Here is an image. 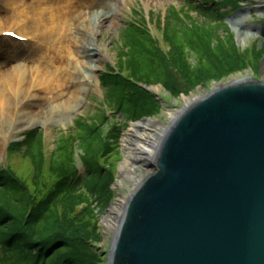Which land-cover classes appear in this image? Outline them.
<instances>
[{
	"label": "trees",
	"instance_id": "obj_1",
	"mask_svg": "<svg viewBox=\"0 0 264 264\" xmlns=\"http://www.w3.org/2000/svg\"><path fill=\"white\" fill-rule=\"evenodd\" d=\"M217 1L188 0L171 8L165 22H157L166 49L144 16L122 30L119 67L109 66L101 77L112 115L102 105L91 117L78 119L73 132L60 134L50 157L36 129L11 145L14 152L24 147L34 170L27 180L15 169L0 168V264H101L92 243L101 237L97 209L107 207L114 194L116 167L107 159L120 154L129 122L153 117L162 107L142 84L161 85L179 98L247 69L249 56L256 64L264 58V44L243 51L226 22L241 0ZM117 115L121 120L114 122ZM45 178L47 189L36 199Z\"/></svg>",
	"mask_w": 264,
	"mask_h": 264
},
{
	"label": "water",
	"instance_id": "obj_2",
	"mask_svg": "<svg viewBox=\"0 0 264 264\" xmlns=\"http://www.w3.org/2000/svg\"><path fill=\"white\" fill-rule=\"evenodd\" d=\"M150 165L106 264H264L263 81L221 82L180 109Z\"/></svg>",
	"mask_w": 264,
	"mask_h": 264
},
{
	"label": "bare ground",
	"instance_id": "obj_3",
	"mask_svg": "<svg viewBox=\"0 0 264 264\" xmlns=\"http://www.w3.org/2000/svg\"><path fill=\"white\" fill-rule=\"evenodd\" d=\"M2 1L7 12L5 18L9 20L6 23L15 26L4 29L6 24L1 22L5 21L0 18V36L5 32H15L27 39L19 42L0 38V53L5 59L0 63V112L4 114L3 121L11 123L15 117L16 122L20 117L22 122L45 121L54 109H63L65 114H69L81 99L88 71L95 70L92 57L86 54L94 49L90 39L98 36V28L92 22L93 14L103 8L102 0ZM8 62H11L10 66ZM179 113L180 110L176 111L171 121ZM167 127L154 121H142L125 132L122 145L125 160L120 167L124 178L119 182L120 187L128 178L136 188L151 173L138 175L140 168L152 163ZM5 131V124L0 123V137ZM1 150L0 143V154ZM127 200L122 196L120 203L111 208L104 219L107 228L116 229L111 221L115 220V224L121 217Z\"/></svg>",
	"mask_w": 264,
	"mask_h": 264
},
{
	"label": "rangeland",
	"instance_id": "obj_4",
	"mask_svg": "<svg viewBox=\"0 0 264 264\" xmlns=\"http://www.w3.org/2000/svg\"><path fill=\"white\" fill-rule=\"evenodd\" d=\"M17 1V0H15ZM76 1V0H75ZM211 2H216V0H211ZM103 8L97 13L95 12L93 25L98 28L97 38H91L90 42L92 44L93 51L87 53L92 59V64L95 67L94 71H88V78L86 81V86L84 87L81 99L78 103L73 105V109L69 114H65L63 109L52 110V115L48 117L45 121H23V118H18L16 122V117L12 122L8 123L3 121V113L0 112V123L5 124L6 131L3 137H0L1 143V154H0V168L8 167L15 169V172L22 178L29 180L33 174V164L29 157L23 156L24 147L14 152L11 150V145L15 142H21L25 136L24 134L30 130L36 129L37 131H42L44 133V144L45 152L48 157L52 154L56 147V142L60 134L69 132L75 129L76 121L80 118H89L97 112L101 111V107L107 109L104 104V90L101 85V77L108 70L109 66H117L120 60L119 56V46L120 37L122 30L130 23L137 22L141 16L146 17L150 22V27L154 31V34L163 43V37L161 32L158 31V21L160 23L165 22V17L169 13L171 8H181L182 6L188 5V0H102ZM243 8L246 10L241 14L240 19H233V16L238 13L237 10H232L230 15L227 17L226 22L233 19L239 26L238 29L242 34L239 39L238 46L242 47V50L253 49L256 45L262 46L264 44V0H241ZM0 18L5 22H1L6 28H13L15 25L12 23L8 24L9 20L6 17V8L4 7V2L0 1ZM82 10V9H79ZM196 17L195 15H193ZM197 18V17H196ZM200 21V18H197ZM91 23V24H92ZM10 38V37H9ZM11 39V38H10ZM14 39V38H13ZM15 40V39H14ZM165 49L166 47L164 45ZM240 47V48H241ZM90 50V48H88ZM249 50V51H251ZM250 64L247 69L237 71L230 74L228 77L220 81H212L206 86H199L196 90L192 91L190 94H182L179 98H173L163 90L161 86H158L153 93H155L159 99L162 101L160 111L155 116L151 117L152 120L156 122L157 125L169 126L171 123L172 115L176 111L185 107L187 103L197 97H203L207 90L212 86H217L221 82H232L234 80L243 79H257L264 82V58L260 61V64H256V58L249 56ZM4 55L0 53V63L3 62ZM8 66L11 62H8ZM130 75V72L126 73ZM36 111L37 108H34ZM111 115V114H110ZM20 119V120H19ZM121 118L117 115L116 121H120ZM142 122H129L128 126L123 130L120 142L118 156H112L107 159V163H114L116 167L115 180L111 185V189L114 192L113 198L109 205L101 210L97 209L98 219H99V229L100 239L92 243L97 253L100 254L101 264H106L108 260V253L114 240V228H107L104 223V219L108 216L111 208L120 203L122 196L128 198L132 194L135 184L128 178L124 179V186L120 187L119 182L122 178L120 167L122 162L125 160V151L123 149V140L125 138V132L129 130L135 123ZM19 123L16 127L15 124ZM153 129V128H149ZM156 130V129H155ZM47 157V159H49ZM135 163H139L135 160ZM140 164V163H139ZM146 164L144 168H140L138 175H147L148 172H153L154 167ZM79 167L84 170V167L79 161ZM47 169V168H46ZM44 169V175H48L47 170ZM49 178L43 179L39 185L38 190L35 194L36 199H40L45 191V183L48 182ZM52 185V184H51ZM50 185V186H51ZM115 220L111 221V225H117Z\"/></svg>",
	"mask_w": 264,
	"mask_h": 264
},
{
	"label": "snow or ice",
	"instance_id": "obj_5",
	"mask_svg": "<svg viewBox=\"0 0 264 264\" xmlns=\"http://www.w3.org/2000/svg\"><path fill=\"white\" fill-rule=\"evenodd\" d=\"M14 35V34H13Z\"/></svg>",
	"mask_w": 264,
	"mask_h": 264
}]
</instances>
